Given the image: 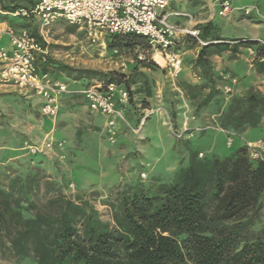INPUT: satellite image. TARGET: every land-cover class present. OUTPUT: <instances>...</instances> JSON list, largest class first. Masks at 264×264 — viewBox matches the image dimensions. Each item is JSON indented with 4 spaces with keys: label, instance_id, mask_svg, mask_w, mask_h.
Wrapping results in <instances>:
<instances>
[{
    "label": "trees",
    "instance_id": "obj_1",
    "mask_svg": "<svg viewBox=\"0 0 264 264\" xmlns=\"http://www.w3.org/2000/svg\"><path fill=\"white\" fill-rule=\"evenodd\" d=\"M36 3L9 4L1 0V8L14 11ZM7 17L0 15V20ZM214 28L211 23L202 28L201 38L207 44L200 46L191 61L202 68L201 81L193 84L178 79V86L197 111L207 108L214 99H224L222 77L213 70L212 55L225 50L235 53L241 46L252 48L254 68L264 75V44L259 39H232L236 42L230 45ZM186 36L198 44L193 36ZM106 41L110 50H137L134 73L140 66L165 71L152 59L146 38L111 34ZM48 63L38 59V65L50 70L55 78L58 74L93 77L100 80L95 83L123 85L130 92L129 104L135 108V74L78 69L50 58ZM183 73L182 69L179 77ZM167 104L171 122L179 128L184 110L181 99ZM221 107L214 110L215 122L221 128L241 132L260 127L264 92L251 87L242 95H233ZM1 110L0 117L4 116ZM22 142L0 137V258L10 255L18 263L28 264H264V222H260L264 160L252 159L245 145L225 158L199 157L194 152L188 164L164 182L156 178L149 184L125 182L116 201H109L114 209L111 223L100 217L90 201L68 197L57 181L47 180L43 154L28 152L29 156L19 160L8 154L10 146L21 149ZM43 185L53 194L45 203L38 198Z\"/></svg>",
    "mask_w": 264,
    "mask_h": 264
},
{
    "label": "rangeland",
    "instance_id": "obj_2",
    "mask_svg": "<svg viewBox=\"0 0 264 264\" xmlns=\"http://www.w3.org/2000/svg\"><path fill=\"white\" fill-rule=\"evenodd\" d=\"M176 1L177 6L182 9H193L195 6L194 3L187 1L185 3ZM233 1L239 8L245 5L257 6L260 19L257 15H240L242 12L237 10L234 12L237 17L232 21L229 17L218 15L214 21L213 31L218 36L228 38L253 36L259 34L258 30L260 33L263 32L264 0ZM172 20L174 19L171 18ZM11 21L15 25L25 24V18L20 16L12 17ZM255 23L258 25L256 30H254ZM2 40L4 45L9 44L8 36L3 35ZM196 46L194 42L188 41L182 46L184 48L182 50L195 51ZM136 51L134 49L123 52L110 50L109 47L104 48L101 42L92 41L83 30L64 20L54 27L50 59L67 63L78 69L118 71L137 76L133 85L134 89L138 88L135 97L137 104H140L136 116H144L143 109L153 112L145 120L140 131H133L125 125L116 132L114 141L107 132L104 115L96 113L92 116L79 109L80 94L68 95L71 98L63 101L61 113L55 119H50L40 114L39 96L0 81V107L4 115L0 117V137L7 139L8 142L12 139L15 141L16 138L23 141L22 150H15L10 146L8 154L19 157L18 160L25 159L29 156L24 148L25 143L41 145L48 135L53 136L57 142L61 141L62 147H54L41 153L46 165L44 172L48 177L47 180L57 181V185L68 197L79 196L90 201L100 212V217L111 223H113L114 209L109 201H116L117 193L125 182L138 180L149 184L154 178L164 182L178 168L186 166L194 152H198L199 157L225 158L245 145V141L254 143L257 140H264V126H260L246 128L241 132L234 131L238 136L233 139L231 145H228L226 134L216 129L221 127L215 122L217 116L214 110L225 106L231 97V92L227 93L225 88H222L224 99L217 101L214 99L207 108L197 111L195 105H191L186 92L178 86V80L173 81L166 71L140 66L134 73L132 66L136 63ZM183 56L186 57V53ZM251 59L252 57L249 58V62L253 63ZM188 62L194 77L200 80L202 68L191 61ZM213 62L212 59V65ZM244 69L245 64L239 63L237 74L244 76ZM57 78L70 88H83L82 84L86 82L100 81L93 77L76 78L61 74H58ZM260 86L264 89L263 82L255 85V89L262 91ZM207 91L204 90L203 93ZM177 99H181V107L184 109L181 121L179 119L182 126L179 125V128L174 127L171 122V112L167 104V101ZM124 113L132 127L137 128L140 121L137 118H129L126 109ZM185 120L195 122L198 124L197 128L191 130L190 137L188 134L178 137L175 133H182ZM201 152L203 156H200ZM40 157L37 156V159ZM142 173L146 174L145 178L142 177ZM51 196L53 194L48 193L43 185L38 198L45 203ZM260 222H264V209ZM0 264H28V262L18 263L16 258L7 255L5 258H0Z\"/></svg>",
    "mask_w": 264,
    "mask_h": 264
},
{
    "label": "built area",
    "instance_id": "obj_3",
    "mask_svg": "<svg viewBox=\"0 0 264 264\" xmlns=\"http://www.w3.org/2000/svg\"><path fill=\"white\" fill-rule=\"evenodd\" d=\"M219 8V15L227 17L235 11L244 15H260L257 6L245 5L237 7L232 0H213ZM169 0H38L29 8L19 7L14 11H3L0 0V13L13 17H23L27 20H38L37 34L28 28L16 30L12 26H4L0 20V35L9 38L10 49L0 48V81L14 85L19 90L31 92L41 98L40 113L44 117L55 119L60 112V96L63 94H80L91 112L106 117V129L110 139L114 141L118 131V120L133 131H140L144 122L153 111H149L141 118L137 128L132 127L124 109L129 104L130 92L123 85L115 82L106 85L96 83L88 87L73 89L55 78L51 71L42 69V63H48L50 46L54 34V24L58 20H65L85 30L92 41H99L106 47L105 35L137 34L148 40L152 50V59L159 65L163 64L172 80L177 79L183 69V55L177 48V35L193 36L198 45L207 44L200 36V30L189 26L193 17L189 13H169L166 8ZM171 14L184 15L188 18V25L179 27L169 20ZM264 44V39H259ZM252 56L255 51L248 49ZM144 59L143 54L139 55ZM264 60V58H263ZM133 61V60H132ZM231 92L230 88H225ZM216 128V127H215ZM227 136V144L231 145L238 133L223 128H216ZM192 136L187 120L183 123L182 133H175L181 137ZM245 146L252 159L264 160V140L254 143L245 141ZM54 147H62V142L54 140L53 136H46L41 145L26 142L25 149L32 154L43 153ZM203 156V153H200ZM143 178L145 173L141 174Z\"/></svg>",
    "mask_w": 264,
    "mask_h": 264
},
{
    "label": "crops",
    "instance_id": "obj_4",
    "mask_svg": "<svg viewBox=\"0 0 264 264\" xmlns=\"http://www.w3.org/2000/svg\"><path fill=\"white\" fill-rule=\"evenodd\" d=\"M2 1H3V3L9 2V4L19 2L22 5H30L31 3H34L36 0H32V1H29V0H8V1L7 0H2ZM186 1L188 3H192V4L194 3L193 4V5H195L194 8L193 9H182V8H179L177 6L178 4H177L176 0H169V5L167 6L165 11L169 12V13H189L190 15H192L193 21H192L191 24H189V26H191V27L193 26V27L199 29L200 30V36H202L201 35L202 34V28L205 25H207L209 23L214 25V21H215L216 17L219 15V8L217 7V5H215L213 0H180V3H185ZM232 2L234 3L233 0H232ZM181 7H182V5H181ZM242 14L243 13H240V15H242ZM0 15H3V14L0 13ZM252 15H256V14H252ZM8 16L9 17H7V19L1 20V22H2V24L4 26H12L16 30H20L22 28H28L31 32H33L34 30L38 31L39 23H38V20L36 18L35 19H30V20L25 19V24L26 25H24V24L23 25H15L11 21V18L13 16H10V15H8ZM219 16H221V15H219ZM227 17H229V20L232 21V19H235L237 17V14L233 13V14L227 16ZM171 18L174 19V20H172L173 22L171 21ZM259 19H260V17H259ZM169 20L172 23L178 25L179 27H185L186 25H188V18L186 16H184V15L171 14L169 16ZM233 21H235V20H233ZM27 22L29 24L28 26H27ZM62 22H63V20H58L54 24V27L56 26V24L62 23ZM258 23H259V21H258ZM255 24H256V26H255L256 28L254 27V30H256L258 28L257 23H255ZM77 28L80 29L79 27H77ZM80 30H83V29H80ZM83 31L86 34L85 30H83ZM258 31H259V34L255 32L256 33L255 35L249 36V37H244V36L243 37H235V38H228V37H222V36H219V37L227 39V41L230 43V45H234V43L236 41L232 40V39H238V38L264 39L263 38L264 37V31L261 32V33H260V30H258ZM3 35H5V34H1L0 35V48L3 47L5 49H10L9 44L8 45L7 44L6 45L3 44V40H2V36ZM106 38H107V35L104 36V40H105L106 47H107ZM188 41H190V40H189V38H187L186 35H184V34L177 35L176 42L178 43L177 44L178 49L182 52V55H184L186 53V57L183 56V59H184L183 71H184V73L182 74V78L180 76L179 78L177 77V79H175V80L185 79L189 83L198 84L200 82V80H198V79H196L194 77V75L192 73V70H191V67L189 66L190 62H188V61H193V59L195 60V58L197 57V55L199 53L200 45L197 44V46L195 48V51L191 50V52H189L188 50L187 51L182 50V49H184V48H182V46L185 43H188ZM248 49L249 48L241 46V47H239L238 51L235 52V53L231 52L230 50H225V51H222L219 54L212 55V57L214 56L213 58L211 57V59H213V61H214L213 62V70L215 71V73L217 75L222 77L221 88H230L231 89V93H230L231 97L233 95H242V94H244L251 87H255V85H258L259 82H263L264 83V75H261V74L257 73L255 68H254V64L249 62V58L252 57V59H253L254 56H252L249 53ZM239 63H244L245 64L244 76H239L237 74V65ZM160 66L162 68H165V66L163 64H161ZM165 71H166V74L168 75V70L166 68H165ZM57 79H59V78H57ZM59 80H61V79H59ZM175 80H173V81H175ZM260 88H261L260 90H262V92H264V89L262 88V86H260ZM73 89H80V88H73ZM68 95H75V93L63 94V95L60 96V112H59V114L61 113V111L63 109V105H64L63 101L65 99L71 98V96H68ZM78 96L81 97V99H79L81 101V105H79V109L82 110L83 112H87V113L91 114L92 116H94V114H96V112H91L89 110L88 105L86 104L84 98L81 95H78ZM134 102H137V98L136 97H134ZM39 104L41 106V99L39 101ZM139 105L140 104L135 103V108L134 109L132 108L133 106L130 105V104L125 106L126 113H127V116L129 118H137L138 121H140L141 118H143L149 112V110L143 109L142 113H144V116H142V117L138 116L137 117L136 115L139 113V108H138ZM148 118L149 117L147 116L146 120ZM187 123H188V127L191 130H193L194 128H197L198 124H196L195 122L193 123L191 121V122H187ZM190 124H191V126H190ZM105 126H106V122H105ZM124 126H125V124L121 120H118V124H117L118 130L123 129ZM260 126H264V117L262 118ZM248 135H249V133H248ZM242 139H244V138L242 137ZM257 141H260V140H257ZM257 141H254V142H257Z\"/></svg>",
    "mask_w": 264,
    "mask_h": 264
}]
</instances>
